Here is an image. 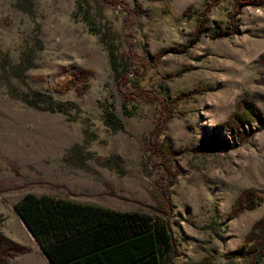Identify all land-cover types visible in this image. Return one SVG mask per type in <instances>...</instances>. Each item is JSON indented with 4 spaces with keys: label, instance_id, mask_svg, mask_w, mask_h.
Wrapping results in <instances>:
<instances>
[{
    "label": "rangeland",
    "instance_id": "rangeland-1",
    "mask_svg": "<svg viewBox=\"0 0 264 264\" xmlns=\"http://www.w3.org/2000/svg\"><path fill=\"white\" fill-rule=\"evenodd\" d=\"M17 1L0 0V49L16 60L36 26ZM240 1L119 0L105 8L121 34V52L131 57L132 82L119 86L99 38L72 19L74 0H33L43 48L27 84L78 104L81 117L29 108L0 93V234L28 248L10 264H51L15 209L30 194L166 223L172 264H255L248 236L264 216V201L239 214L232 206L247 190L264 198V103L260 122L235 130L227 122L245 92L264 95L255 82L264 7L239 8ZM236 10L238 34L208 33L185 48L201 17L214 28ZM81 72L89 74L84 84ZM124 94L131 95L132 118L123 112ZM106 102L116 105L125 131L110 134L104 126L100 104ZM87 129L96 141H86ZM163 142L173 153L168 159L150 150ZM86 144L96 156L89 172L65 161L73 146ZM107 158L120 170L102 167Z\"/></svg>",
    "mask_w": 264,
    "mask_h": 264
},
{
    "label": "trees",
    "instance_id": "trees-1",
    "mask_svg": "<svg viewBox=\"0 0 264 264\" xmlns=\"http://www.w3.org/2000/svg\"><path fill=\"white\" fill-rule=\"evenodd\" d=\"M119 0H74L72 19L83 23L89 32L99 38L108 52L109 63L114 80L122 86L132 82L131 57L121 52V34L115 29L105 13L108 6H116ZM239 8L252 6L264 7V0H241ZM16 9L34 20V37L24 41L20 56L14 59L9 52L0 49V93L25 104L29 108L49 113H60L77 121L81 117V108L76 103L62 102L53 95L40 92L28 86L27 73L36 67L38 53L43 48L40 38L41 25L35 19L33 0H18ZM240 10L229 13V21L216 27L206 25V17H201L196 33L191 36L188 45L194 44L208 33L215 38H227L239 33L236 15ZM207 26L206 28H204ZM175 50V49H174ZM178 52V51H177ZM260 69L255 82L264 88V54L255 62ZM82 84L88 81L89 74L81 72ZM23 86L24 88H21ZM70 91L74 87L72 80L67 84ZM87 87V85H85ZM123 112L128 118L134 116L129 107L131 95L124 94ZM264 103V95L245 92L236 102L235 112L227 125L235 130L250 122H260L262 110L258 106ZM104 126L110 134L125 131V125L117 114L114 103H101ZM163 124L159 125L161 130ZM86 141H96L89 129L85 130ZM86 145L73 146L65 156L70 165L90 171L88 163L96 159ZM221 144L220 150H226ZM210 149H215L214 146ZM152 153L168 159L173 154L167 144L150 146ZM99 164L111 170H120L113 158H107ZM264 198L255 190L245 191L232 206V213L252 210ZM15 209L40 244L42 251L51 264H172L175 245L166 223L153 220L139 212H123L92 204L77 203L52 196L27 195ZM250 260L259 263L264 255V216L256 222L248 236ZM28 252L3 234H0V264H10L19 255ZM259 260V261H257Z\"/></svg>",
    "mask_w": 264,
    "mask_h": 264
},
{
    "label": "water",
    "instance_id": "water-1",
    "mask_svg": "<svg viewBox=\"0 0 264 264\" xmlns=\"http://www.w3.org/2000/svg\"><path fill=\"white\" fill-rule=\"evenodd\" d=\"M30 230V229H29ZM31 232V231H30Z\"/></svg>",
    "mask_w": 264,
    "mask_h": 264
}]
</instances>
